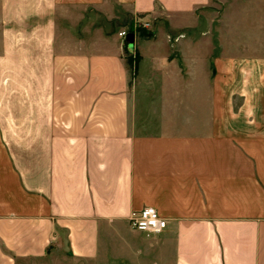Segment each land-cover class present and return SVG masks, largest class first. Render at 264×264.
Segmentation results:
<instances>
[{
	"label": "crops",
	"instance_id": "crops-1",
	"mask_svg": "<svg viewBox=\"0 0 264 264\" xmlns=\"http://www.w3.org/2000/svg\"><path fill=\"white\" fill-rule=\"evenodd\" d=\"M0 264H264V0H0Z\"/></svg>",
	"mask_w": 264,
	"mask_h": 264
},
{
	"label": "built area",
	"instance_id": "built-area-1",
	"mask_svg": "<svg viewBox=\"0 0 264 264\" xmlns=\"http://www.w3.org/2000/svg\"><path fill=\"white\" fill-rule=\"evenodd\" d=\"M142 30L150 33L151 24L150 22L138 19L130 29L119 32V36L126 43V38L129 34H133L136 39ZM130 224L134 230L152 236H160L168 227L167 220L161 217L153 207H145L140 211L133 212L130 217Z\"/></svg>",
	"mask_w": 264,
	"mask_h": 264
},
{
	"label": "rangeland",
	"instance_id": "rangeland-1",
	"mask_svg": "<svg viewBox=\"0 0 264 264\" xmlns=\"http://www.w3.org/2000/svg\"><path fill=\"white\" fill-rule=\"evenodd\" d=\"M136 20H138V19H136ZM136 20L131 19V18H127L123 23L118 24L117 27H115V28H116V30H118V28H126V29H130V28L134 25V23H135ZM120 32H121V31H120ZM142 37H143V36H142ZM126 45H127V43H126ZM127 46H129V45H127ZM132 46H133V45H131L130 47L132 48ZM131 53H132V52H130V54H131Z\"/></svg>",
	"mask_w": 264,
	"mask_h": 264
},
{
	"label": "water",
	"instance_id": "water-1",
	"mask_svg": "<svg viewBox=\"0 0 264 264\" xmlns=\"http://www.w3.org/2000/svg\"><path fill=\"white\" fill-rule=\"evenodd\" d=\"M126 43H128L130 46L134 45L135 43V36L133 34H129L126 38Z\"/></svg>",
	"mask_w": 264,
	"mask_h": 264
},
{
	"label": "trees",
	"instance_id": "trees-1",
	"mask_svg": "<svg viewBox=\"0 0 264 264\" xmlns=\"http://www.w3.org/2000/svg\"><path fill=\"white\" fill-rule=\"evenodd\" d=\"M140 35L143 36V37H146V38H151L152 37V33H148L145 30H142L140 32Z\"/></svg>",
	"mask_w": 264,
	"mask_h": 264
}]
</instances>
